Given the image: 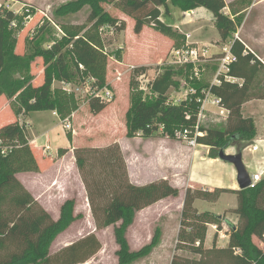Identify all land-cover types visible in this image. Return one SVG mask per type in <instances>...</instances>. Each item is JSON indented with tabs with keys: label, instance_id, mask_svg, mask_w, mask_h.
Wrapping results in <instances>:
<instances>
[{
	"label": "trees",
	"instance_id": "trees-1",
	"mask_svg": "<svg viewBox=\"0 0 264 264\" xmlns=\"http://www.w3.org/2000/svg\"><path fill=\"white\" fill-rule=\"evenodd\" d=\"M107 2L116 3L125 15L133 18L137 35L141 34L145 26H150L171 38L174 47L185 36L162 21V9L169 13L170 5L185 12L204 7L213 15L220 34V44L231 45V51L237 58L228 72L234 80L223 78L219 85L190 81L198 93L178 103L170 100L169 92L181 88L177 77L184 75L188 78L192 65L166 66L162 72L160 70L150 83V94L140 89L136 79L150 68L135 66L131 71L126 135L150 138L161 133V126L164 127L163 133L171 137L178 129L194 131L200 107L197 98L202 96L203 88L209 87L229 113L224 128H201L206 134L198 137V144L212 148H228L231 144H237L241 150L244 149L243 141L255 137L256 126L251 117L243 116L242 105L253 98L264 99V64L240 39L235 38L245 17L244 10H238L239 6L248 5L242 0L229 6L231 14L236 15L234 18L226 13L225 0H70L56 10L57 18L76 14L89 7L87 20L91 25H68L59 21L63 32L61 38L50 40L47 34L45 47L43 42L46 36L43 35L34 44V54L29 57L21 56L15 50L7 53V28L17 20V14L13 10L1 8L0 97L6 95L17 98V111L23 115L31 111L52 110L64 120L78 106L75 94L53 87L56 80L82 84L95 79L97 85L104 87L109 54L104 50L100 28L107 26L117 32L127 29L125 19L113 17L104 8L103 4ZM37 56H41L45 64L42 81L35 85L32 76L16 78L15 74L29 67ZM108 103L99 98H90V112L98 115L108 107ZM27 133L26 127L18 120L0 127V140L8 148L6 154H0V264H84L102 248L101 241L94 233L54 254L50 253V246L56 236L82 217V214L75 213L76 199H67L61 205L59 218L54 219L16 176L19 172H40ZM69 140H72V133H69ZM67 151L61 149V155ZM74 154L97 226L105 228L114 224L118 264H132L149 256L156 246V239L140 250H132L127 238L128 229L134 224L138 212L168 197L179 196V188L167 179L146 185L132 183L118 142L105 147H77ZM107 189L110 190L109 198L104 204L98 203V194L106 193ZM216 191L236 193L238 206L235 212L239 216V224L230 225L227 246H216L215 235L213 246L205 248L207 225L217 224L219 217L198 213L193 205L196 199H208ZM216 229L220 233V229ZM253 237L264 242V177L246 189L211 191L188 187L178 242L189 245V249L200 258L186 261L175 257L172 264H264V246H259Z\"/></svg>",
	"mask_w": 264,
	"mask_h": 264
},
{
	"label": "rangeland",
	"instance_id": "rangeland-1",
	"mask_svg": "<svg viewBox=\"0 0 264 264\" xmlns=\"http://www.w3.org/2000/svg\"><path fill=\"white\" fill-rule=\"evenodd\" d=\"M69 1L70 0H0V9L7 8L13 10L17 14V20L7 28V53L11 50H15L19 55L29 57L34 54V44H36L38 39L42 38L43 35L46 36V41L43 42V46L47 47V34L50 40L53 38H61L63 34L61 26L58 23L59 21L68 25L87 24L90 26L91 23L87 20L89 7H85L76 14L68 15L64 18H57L55 14L56 10ZM245 4H250V2H245ZM103 6L113 17L123 19L122 17L125 16L127 18L125 19L127 27L128 21L130 24L129 28L123 32H117L116 29L107 26H102L100 28V33L105 45L104 50L109 54L105 86L111 88L114 93V99L108 104L110 105L114 101L116 102L111 105L102 116H96L90 112V96L85 93L75 94L79 109L75 110H78V113L74 118V127H77L78 130L76 143L80 145H102L101 147H105V145L108 146L109 144L118 141L125 151L124 154L127 157V162L130 164L131 172L134 177H140V175L144 174L146 171H151V178H168L172 184L176 186L178 185L180 191L179 196L168 197L137 213L134 224L127 232V238L131 249L140 250L146 245H149L153 239H156V246L149 256L139 259L132 264H172L175 257L186 261L188 259H199L200 256L193 253L189 249L191 248L189 245L180 244L178 242L185 191L189 187V178L187 179L185 175L180 176L171 173L170 159L166 160L164 163L161 162V157H166L169 154L167 151H164L163 154L165 155L162 156L160 155L162 153L155 152L154 147L149 150V153L144 152L145 149L143 150L142 147L144 143L141 142L139 138L128 137L126 135V114L130 108V81L132 79V67L137 66L138 63L155 61L159 57H162L163 60L160 63V66L155 65L153 67L157 70L158 74L160 70L162 72L166 66H170L167 62L171 51H168L169 49H167V43L165 40L151 30L153 27L147 26L143 36L139 39V36L134 32V27L132 25L133 18L125 15L116 3L107 2L104 3ZM257 10H259V8L255 9L253 16L258 13ZM197 16L198 19H200V22L192 24L190 22L194 21V19L191 16H188L187 13L183 12L180 8L171 6L170 14H166L163 9L162 17H164L163 20L167 25H179V30L182 33L194 31L195 37L192 41H199L197 43H199L200 46L205 45V43H210L209 45H206L209 47L208 60L200 63V69L203 74L201 77L202 80L192 78L194 73L193 69L190 70L188 78L184 75H179L177 79L181 82V88L179 90L172 89L169 92L170 100L174 102L185 98L188 87L193 86L191 83L192 81L211 84L218 69L219 57L222 53L218 56L211 55L210 47L217 46L214 40L219 39V31L215 22L212 20L213 17L209 10L202 8V11L197 12L196 17ZM250 22L252 21H248L246 28L251 36L253 34L250 32L252 28ZM240 37L247 40L244 36V32ZM254 37L257 38V35H254ZM185 44L186 39L182 41L180 40L177 46H184ZM253 46H255V50L264 57V48L259 49V47L254 44ZM262 47H264V45H262ZM214 58L215 60H213ZM44 69L45 64L43 58L37 56L29 67L22 68L15 74V77L21 78L23 76H32V83L36 85L43 79ZM73 85L77 86L82 84L75 82ZM53 87L62 89V81L56 80ZM262 102L264 104V101ZM17 103V98H9L4 95V99L0 100V106L6 104V109L3 112H0V124L4 121L8 123V121L13 120L12 118H17L18 121L26 127L27 132H29L27 134L30 138H40L45 135L47 131H49L51 137L60 135L64 138L66 137V133L68 134V137L69 133H72L73 136V128L64 129V120H62L60 116L54 115L52 110L31 111L27 122V117L18 113ZM256 112L259 114V118L257 116L252 118L254 121H257L259 128H261L260 131L262 130L261 132H263L264 121L261 118L264 119V106L260 107V104L257 105ZM73 113L71 116L67 117L72 124ZM224 113H226V111H224ZM20 115L22 117L21 119ZM226 116L227 115L222 114L220 110L217 113L205 112V116L200 122V129H222L226 123ZM29 123L31 127L28 131L27 126ZM257 128L258 126L256 129ZM204 132L206 133V131ZM154 138H157L158 140L167 139V142L171 144L177 141L181 142V140L171 137L166 133H158ZM45 139L46 138H44L42 143H45ZM253 140H255V137L250 141H243L245 146L242 150L240 149V145L237 144H231L226 149V153L228 154H237L240 151L243 152V160L250 174L257 172L259 168L264 170V141L259 140V148L253 150ZM57 143H60V141L57 140L54 146ZM31 147L38 160L43 156V160H40L41 163L39 165L41 174L39 175L33 172L23 173L20 175L21 179L35 188L33 189L34 193L40 195L41 201L43 200V202H47V198H51L49 202L52 200L53 203H50V209H46V211L52 216V218L57 219L60 214L59 202L57 203L59 199L53 194L58 192V188L60 187L59 183L64 181V188L70 194L69 198L76 199L75 213L82 214L81 218L74 221L67 229L56 236L50 246V253L54 254L80 238L90 233H94L101 241L102 248L95 256L84 264H118V258L116 255L118 245L114 236V224L105 228H99L97 226L92 213L86 186L82 181L83 184L80 187L78 176L74 172L70 160L67 162L65 161L64 164H62L64 171H61L62 166L59 169L57 165L53 164L57 160V156L61 157L60 150L63 148L60 147L57 151L50 154L51 150L44 152L41 147H37L35 144L32 145L31 143ZM220 149L221 147H211L210 155L213 158H219L218 154ZM197 150L204 151V148L200 147ZM47 153L52 158V160L50 158V164L47 163ZM193 163L194 165L191 175L194 181L193 186H197L195 189H200L201 187L198 186L204 185H207L206 187H217L218 185L231 186L234 184L236 172L231 163L219 159L212 160L210 157L204 158L200 155H197V157L194 158ZM78 174L81 178L79 170ZM142 182L144 183L147 181ZM214 187H212L211 191L218 189ZM236 188L239 189V185H237ZM92 189H94L93 185ZM109 193L110 190L108 189L106 190V193L104 192L102 195L99 193L97 196L98 203L100 202L101 204H104V201H107V198H109ZM193 206L198 213H208L219 217L217 224L207 225V234L204 243L205 248L213 246L215 235H217L216 246H227V233L228 230H231L230 225L237 226L239 224V216L235 212V209L238 206L236 193L232 191H216L208 199H196ZM216 228L220 229L221 232L217 233ZM253 239L259 246H264V242H262L260 238L253 237Z\"/></svg>",
	"mask_w": 264,
	"mask_h": 264
},
{
	"label": "crops",
	"instance_id": "crops-1",
	"mask_svg": "<svg viewBox=\"0 0 264 264\" xmlns=\"http://www.w3.org/2000/svg\"><path fill=\"white\" fill-rule=\"evenodd\" d=\"M237 1H241V0H225L226 4H227V7L225 8V11L226 13L228 14H231V10H230V4H232L233 2H237ZM245 1V2H250V4L248 5H242V6H239L240 8L238 10H244L243 12H245V17H244V21L242 23V25L237 29V33L235 34V38H238L240 39L244 44L245 46L252 52H254L256 54V56L263 62L264 64V57L262 55L259 54V52L257 50H255V46L254 45H257L259 47V49H263L264 47H262V45H264V0H242V2ZM171 6L170 5V11L169 13H166V14H170L171 13ZM175 7V6H174ZM202 8L204 7H199L197 9H194V10H191V11H187V15L188 16H191L194 21H191L190 23L194 24V23H197V22H200V19H198V16L196 17L197 15V12L198 11H202ZM238 8V7H237ZM259 8L258 13H256L254 16H253V13L255 12V9ZM163 11V9H162ZM185 12V11H183ZM201 13H205V12H201ZM212 14V13H211ZM232 17L234 18L236 15H233L231 14ZM213 17V15H212ZM123 19H127L125 16L122 17ZM162 21L165 23V21L163 20L164 17L161 18ZM213 22H214V19L212 18ZM252 21L250 22L251 23V35L250 36V33L249 31L247 30V24H248V21ZM128 21V20H127ZM166 24V23H165ZM133 27H134V21H133ZM167 25V24H166ZM130 24H129V21H128V27L127 29L129 28ZM168 26H171V25H168ZM173 29L175 28H179L180 26L179 25H173L171 26ZM147 28V26H145L143 28V31L141 32V34H139L138 38L140 39V37L143 36L144 34V31L145 29ZM154 33H156L160 38L164 39L165 42L167 43V49H169L168 51H171L173 48H174V41L163 35L162 33H159L158 31H156L154 28L151 29ZM183 31V30H182ZM244 32V36L247 38L244 39V38H241L240 35ZM182 34H184V39H186L187 43H194V44H199L197 42L199 41H192V39L195 37L194 36V31H189V32H183ZM254 35H257V38L254 37ZM238 36V37H237ZM259 37V38H258ZM220 37L219 39L217 40H214V42L217 44V46H211L210 47V51H211V55H220V53H222V48L224 46H228V43L227 44H220ZM204 44V43H203ZM210 43H205V45H209ZM230 46V45H229ZM221 48V49H220ZM167 51V52H168ZM170 54V53H169ZM163 58L162 57H159L158 59H156L155 61H144V62H141V63H138L137 66H141V65H144V66H148L150 69L147 71L148 74L152 77H155L156 74H157V70L155 68H153L155 65H160V63L162 62ZM215 60V58L213 59ZM217 60V59H216ZM42 80L39 81V83L41 82ZM4 99V95L0 97V100ZM264 99H260V98H253V99H250L246 102L243 103L242 105V114L244 117H255L257 116L259 118V114H257V105L260 104V107L264 106L263 102ZM116 101H114L113 103H111L105 110H103L100 114L96 115V116H102V114L107 111L109 109V107H111V105L115 104ZM7 104V103H6ZM6 104H4L3 106L1 105L0 106V112L4 111L6 108ZM79 110V109H78ZM78 110L75 111L72 115V121H73V124L71 123L72 125V128H73V136H72V140H69V137H68V134L66 133V137H62L60 135H56V136H53L51 137L49 131H47V133L45 135H43L42 137L38 138H33V137H29L30 139V143H32V145H36L37 147H41V149L46 152V151H50V154L51 153H54L55 151H57L60 147L64 148V149H67L68 151L61 155V157L57 156V160L55 161V163H53L54 165H57V167L60 169L61 167V171H64L63 169V165L64 162L66 161H69L71 162V165L73 167V170L74 172L76 173V175L78 176V179H79V185L81 187V185L83 184L82 182V179L80 178L79 174H78V170H77V165H76V162H75V154H74V149L77 148V147H83V146H91V147H101L102 145H80V144H77L76 143V137H77V133H78V130H77V127L75 128L74 127V118L76 117L77 113H78ZM219 111V108L217 106H215L214 104L212 103H208L207 106H206V113L207 112H210V113H217ZM56 111H53V114L56 115V116H59L58 113L56 114L55 113ZM23 116H26V121L28 122V116H29V113L26 114V115H23ZM21 115H20V119H21ZM13 120L11 121H8V122H12V121H15V120H18L17 118H12ZM253 119V118H252ZM263 121L264 119L261 118ZM256 124V127L258 126V128L256 129V135H255V140H253V150L259 148V145H258V141H264V131L261 132L259 128V124L257 123V121H254ZM7 122L4 121L0 124V127L4 124H6ZM30 123L29 125L27 126L28 128V131L30 129ZM63 128L65 129L64 127V123H63ZM71 128V129H72ZM264 129V127H263ZM29 133V132H28ZM31 136V135H30ZM45 139V143H42L43 140ZM140 139L142 143V147H143V150L144 152H147L149 153V150L153 149V147L155 148V152L157 153H162L160 154L161 156L162 155H165L163 154L164 151H167L169 154L166 156V157H161V162L164 163L166 160L170 159V164H171V173H173L174 175L175 174H178L180 176H184L188 179L189 178V187L191 188H195L197 186H193L194 185V181L192 179V169H193V160L195 157H197V155H200L202 157H210V159L212 160H222L220 158H213L211 155H210V148L211 146L209 145H205V144H198L196 146H190L189 144H187L186 142L184 141H181V142H173L172 144L171 143H168L167 139H160L158 140L157 138H154L153 137H150V138H143V137H137ZM59 140L60 143H57L55 146V142ZM114 142V141H113ZM112 142V143H113ZM115 142H118V141H115ZM114 142V143H115ZM119 143V142H118ZM171 144V145H170ZM121 149H122V152L124 154V149L122 147V145L119 143ZM106 146V145H105ZM204 148V151H199L197 150L198 148L200 147ZM45 147H46V150H45ZM53 149V150H52ZM125 156V154H124ZM50 158L51 156L48 155L47 153V163L50 164ZM165 158V159H164ZM125 159H126V163H127V170H128V173H129V177H130V181L136 185H146L148 183H151V182H154V181H158V180H162V179H167L168 178H161V179H153L151 178V171L148 172L146 171L144 174L140 175V177H134V175L132 174L131 172V167H130V164L129 162H127V157L125 156ZM40 160H43V156L40 157ZM40 160H38V163L40 165ZM52 160V158H51ZM54 160V158H53ZM159 163H160V159H159ZM233 165V164H232ZM234 166V165H233ZM235 168V167H234ZM235 172H236V175H235V179H234V184L233 185H227V186H223V185H218L217 187H214V188H218V189H231V190H236L237 188V185H238V182H237V171L235 169ZM23 173H32V172H19L16 174L17 178L22 182V184L32 193V195L35 197V199L41 204V206L46 210H49L50 209V206L51 204L50 203H53L52 200L51 202H49V200L51 198H47V202H43V200L41 201L40 200V195L39 194H35L34 193V190L35 189L33 186L25 183V181H23L20 177L21 174ZM33 173H36V172H33ZM36 174H41L40 172H37ZM144 175V176H143ZM233 176V174H232ZM234 177V176H233ZM142 181H147V182H142ZM169 181V180H168ZM170 182V181H169ZM171 183V182H170ZM192 183V185H191ZM172 184V183H171ZM60 187L58 188V192H55V196L58 197L59 201H57V203L59 204V208H61V205L70 197V194L65 190L64 188V181L63 182H60L59 183ZM173 186L175 187H178V185H174L172 184ZM207 185H204V186H198V187H201L200 189H209V190H212V187H206ZM81 189V188H80ZM164 200V199H163ZM146 209V208H145ZM60 216V214H59ZM54 219H57V218H54Z\"/></svg>",
	"mask_w": 264,
	"mask_h": 264
},
{
	"label": "built area",
	"instance_id": "built-area-1",
	"mask_svg": "<svg viewBox=\"0 0 264 264\" xmlns=\"http://www.w3.org/2000/svg\"><path fill=\"white\" fill-rule=\"evenodd\" d=\"M175 30L182 33L179 28H175ZM238 37V36H237ZM208 53L209 47L206 45H199L194 43H187L184 46L174 47L168 58L167 64L170 66H188L192 65L193 69V79L202 80V71L200 69V63L206 62L208 60ZM236 56L231 51V45L224 46L222 48V54L219 57V64L216 74L214 75L213 81L210 85H219L221 84L222 79L226 80H234L233 77L228 75L230 70V66L233 62L236 61ZM82 67V66H81ZM135 67V66H134ZM132 67V68H134ZM205 70V69H202ZM154 77L150 76L148 72L142 73L137 77V81L139 82L140 89L143 90L146 94H150V83ZM64 91L68 93H85L86 95L90 96V98H99L101 101L110 102L114 99V93L111 88L104 86L100 87L96 84L95 79L92 81H88L82 83V85L74 86L72 82L62 81ZM74 87V88H73ZM198 91L194 86H189L188 91L186 92L185 98L187 99L189 96H193L197 94ZM202 96L197 98V101L200 103L199 112L197 116V123L194 128V131L188 128L178 129L176 130L174 137L178 140L184 141L190 146L198 145V137L204 136L206 133L200 129V122L202 118L205 116L206 106L208 103H212L217 106L222 114L228 115V109L224 108L221 105V101L218 97L211 93L210 88H203ZM181 99V100H183ZM181 100H176V103L180 102ZM226 111V113H224ZM57 113V112H56ZM227 117V116H226ZM64 127L67 129H71V121L69 118L64 119ZM160 132H164V127H160ZM8 148L3 146L2 141L0 140V154H6ZM264 177V170L259 168L257 172L251 174V186H254L257 182H259ZM221 232V231H220Z\"/></svg>",
	"mask_w": 264,
	"mask_h": 264
},
{
	"label": "water",
	"instance_id": "water-1",
	"mask_svg": "<svg viewBox=\"0 0 264 264\" xmlns=\"http://www.w3.org/2000/svg\"><path fill=\"white\" fill-rule=\"evenodd\" d=\"M226 149L227 147L220 149L219 158L234 165L237 171V182L239 185V189L249 188L252 184L251 174L245 166L243 160V152L240 151L237 154H228L226 153Z\"/></svg>",
	"mask_w": 264,
	"mask_h": 264
}]
</instances>
